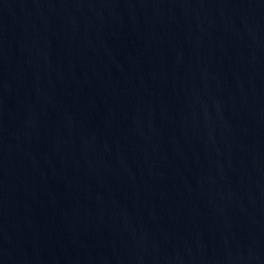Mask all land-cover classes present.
Instances as JSON below:
<instances>
[{"label": "water", "instance_id": "water-1", "mask_svg": "<svg viewBox=\"0 0 264 264\" xmlns=\"http://www.w3.org/2000/svg\"><path fill=\"white\" fill-rule=\"evenodd\" d=\"M0 264H264V0H0Z\"/></svg>", "mask_w": 264, "mask_h": 264}]
</instances>
